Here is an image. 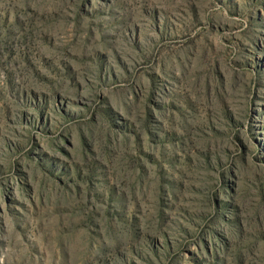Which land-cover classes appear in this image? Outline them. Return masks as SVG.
<instances>
[{"label": "rangeland", "instance_id": "obj_1", "mask_svg": "<svg viewBox=\"0 0 264 264\" xmlns=\"http://www.w3.org/2000/svg\"><path fill=\"white\" fill-rule=\"evenodd\" d=\"M0 264H264V0H0Z\"/></svg>", "mask_w": 264, "mask_h": 264}]
</instances>
